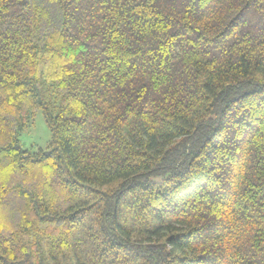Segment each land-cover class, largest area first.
I'll list each match as a JSON object with an SVG mask.
<instances>
[{
  "label": "trees",
  "instance_id": "trees-1",
  "mask_svg": "<svg viewBox=\"0 0 264 264\" xmlns=\"http://www.w3.org/2000/svg\"><path fill=\"white\" fill-rule=\"evenodd\" d=\"M0 264H264V0H0Z\"/></svg>",
  "mask_w": 264,
  "mask_h": 264
},
{
  "label": "rangeland",
  "instance_id": "rangeland-1",
  "mask_svg": "<svg viewBox=\"0 0 264 264\" xmlns=\"http://www.w3.org/2000/svg\"><path fill=\"white\" fill-rule=\"evenodd\" d=\"M50 139L49 129L40 112L34 115L32 123L22 133L20 140L24 148H45Z\"/></svg>",
  "mask_w": 264,
  "mask_h": 264
}]
</instances>
